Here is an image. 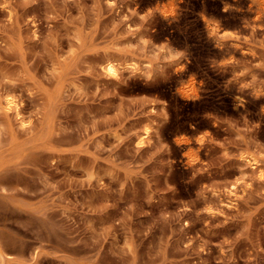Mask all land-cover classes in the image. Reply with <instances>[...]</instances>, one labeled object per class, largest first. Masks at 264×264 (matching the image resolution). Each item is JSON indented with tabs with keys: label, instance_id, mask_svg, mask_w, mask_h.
Segmentation results:
<instances>
[{
	"label": "rangeland",
	"instance_id": "1",
	"mask_svg": "<svg viewBox=\"0 0 264 264\" xmlns=\"http://www.w3.org/2000/svg\"><path fill=\"white\" fill-rule=\"evenodd\" d=\"M224 2L0 0V264H264V0Z\"/></svg>",
	"mask_w": 264,
	"mask_h": 264
},
{
	"label": "clouds",
	"instance_id": "2",
	"mask_svg": "<svg viewBox=\"0 0 264 264\" xmlns=\"http://www.w3.org/2000/svg\"><path fill=\"white\" fill-rule=\"evenodd\" d=\"M221 2L223 3V8H222V11L223 12H228V10L230 8H237L238 10H241L238 7H233V5H230L228 3H225L224 0H221ZM181 3H183V0H181ZM135 14H136V12L133 11V15H135ZM150 16H151V9L149 8L148 11L143 12V14L140 15V19L141 20H146ZM217 22L220 24L219 21H217ZM224 35H226V36L227 35H231V33L226 31L224 33ZM149 42H152L153 43V41L150 38H144V39H142V43H144V44H148ZM156 45L159 48V51L160 52H165V51L168 52V55L165 57L166 61H168V62H172V61L178 62L177 64L172 65L171 72H168V79L170 78V76L176 75L175 73H183L185 71V69L187 67V64L189 63L188 53H187L186 50H177V49H175L174 47H172L170 45V43L167 40H165L162 43L156 44ZM102 71H105L106 74L108 76L112 77L113 79H117V80L120 79V72L117 70L116 67H114L111 64L108 65V67L106 69H102ZM190 78L196 80L195 76H190ZM133 79H138V78L136 76L126 77L125 78V84H124V86H127L128 82L131 81V80H133ZM157 80H159L160 82H167V80H165L163 78H154L151 74H149L144 79L143 83L145 85H148L150 83H156ZM183 81L184 80H180L179 81V85ZM200 83H201V85L203 87V82H200ZM176 91H177V88H176ZM200 92H201V90H200ZM175 94H176V92H175ZM156 97H158V96H156ZM199 99H201L200 94L197 96V100H199ZM234 99H235V101H238L239 102V104H238V107L239 108H243L244 107L246 101L243 98V96H237ZM157 102L160 105H162V107L160 108V111L158 113V115H160V116L163 117V123L160 125L159 132H158L159 139L162 141L161 134H160V129L165 124L168 123V121L170 119V116H169V112H168V102L166 100H164V99L159 98V97H158ZM154 114H157V113H154ZM149 131H151V129L147 125H145V132L148 133ZM202 135L203 136H207V135H210V133H209V131L205 130V131H203ZM161 147L164 148V149H168L169 152L171 151L169 144L166 143V142H163L162 145H161ZM208 210L211 211L210 208Z\"/></svg>",
	"mask_w": 264,
	"mask_h": 264
},
{
	"label": "bare ground",
	"instance_id": "3",
	"mask_svg": "<svg viewBox=\"0 0 264 264\" xmlns=\"http://www.w3.org/2000/svg\"><path fill=\"white\" fill-rule=\"evenodd\" d=\"M109 4H112V2H108ZM129 28H131L129 26ZM234 44V43H233ZM236 44V43H235ZM237 45V44H236ZM239 45V44H238ZM238 47V46H237ZM113 65L114 67L117 68V70L119 71V68L122 67L120 64L114 63L111 60H107L105 66H103V69H106L108 67V65ZM126 68L132 69L134 71L138 70L137 68V64L133 61H131L130 63H126L125 65ZM5 111V113H9L12 112L13 114H15L16 119L18 120V123L20 124L19 126L24 127L29 125V121L25 120L20 113L18 112V104L15 101V99L13 97L10 96H5L2 99L0 98V110ZM149 139V132L146 133L145 132V128L143 129V133L138 135V141L137 144L138 145H142L145 143L146 140ZM240 160L252 171L256 172L257 176L259 178L262 177V173L263 170L261 168V164L260 161L257 160L253 155H249V156H242L240 158ZM239 185H237V183H233L232 185H230L227 189H226V194L227 196L231 197V196H237L238 195V190H239ZM223 205L225 203H222ZM227 205V204H225Z\"/></svg>",
	"mask_w": 264,
	"mask_h": 264
}]
</instances>
